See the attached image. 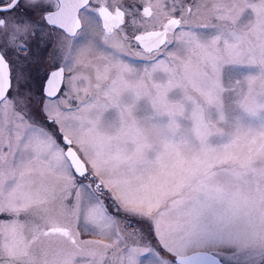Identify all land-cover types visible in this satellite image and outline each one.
Segmentation results:
<instances>
[{
    "label": "snow or ice",
    "instance_id": "1",
    "mask_svg": "<svg viewBox=\"0 0 264 264\" xmlns=\"http://www.w3.org/2000/svg\"><path fill=\"white\" fill-rule=\"evenodd\" d=\"M0 264H264V0H0Z\"/></svg>",
    "mask_w": 264,
    "mask_h": 264
},
{
    "label": "flooded vegetation",
    "instance_id": "2",
    "mask_svg": "<svg viewBox=\"0 0 264 264\" xmlns=\"http://www.w3.org/2000/svg\"><path fill=\"white\" fill-rule=\"evenodd\" d=\"M43 74H44V73H43V70H41V72H40V77H42V76H43Z\"/></svg>",
    "mask_w": 264,
    "mask_h": 264
},
{
    "label": "rangeland",
    "instance_id": "3",
    "mask_svg": "<svg viewBox=\"0 0 264 264\" xmlns=\"http://www.w3.org/2000/svg\"><path fill=\"white\" fill-rule=\"evenodd\" d=\"M85 238H89V237H85Z\"/></svg>",
    "mask_w": 264,
    "mask_h": 264
}]
</instances>
